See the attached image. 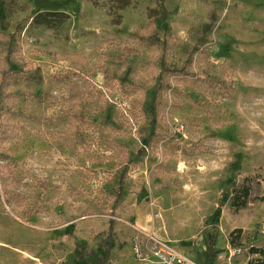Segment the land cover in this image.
<instances>
[{
    "label": "rangeland",
    "instance_id": "374dc122",
    "mask_svg": "<svg viewBox=\"0 0 264 264\" xmlns=\"http://www.w3.org/2000/svg\"><path fill=\"white\" fill-rule=\"evenodd\" d=\"M48 11L70 17L58 27L35 21ZM212 15L204 36L211 51L195 53L194 66L214 63L231 77L227 93L182 85L160 68L164 52L172 61L185 55ZM155 20L167 50L142 47ZM13 34L22 62L40 68L41 89L21 99V127L8 136L22 178L7 186L0 179V264H100L112 219L116 248L104 264H165L152 237L197 264H246L247 255L230 259V250L259 245L264 219V0H0V39ZM124 43L141 49L130 63L140 79L122 88L103 61L117 60ZM159 79L164 92L156 95ZM136 104L160 112L140 157L149 127L138 128L149 114L132 131L119 128ZM107 121L115 126L100 131ZM126 166L125 197L113 209L110 193ZM243 185L248 202L236 208ZM233 223L239 236L229 232ZM210 235L222 252L206 263Z\"/></svg>",
    "mask_w": 264,
    "mask_h": 264
},
{
    "label": "trees",
    "instance_id": "16d2710c",
    "mask_svg": "<svg viewBox=\"0 0 264 264\" xmlns=\"http://www.w3.org/2000/svg\"><path fill=\"white\" fill-rule=\"evenodd\" d=\"M49 16H56V21L50 20ZM70 15L64 11H48V12H40L36 15L35 21L37 23L46 24L53 27H58L62 25ZM155 19V18H154ZM215 15H212L211 22L207 24L206 29L204 30V34L195 42L192 43L187 49L185 55H181L180 58L172 61L169 59L170 55L164 52L160 58V68L162 73L175 74L181 77L179 80L183 85V83L193 82L199 88L204 89L205 91L209 90L210 87H219L223 90H226L225 93L228 92L231 84V77L223 76L218 71H214L216 68L215 64L209 60L204 61L201 68L195 69L197 61L194 58L195 53L199 56H204L206 54L209 55L211 51V46L205 44V34L208 31H211L215 24ZM157 21L151 23L150 29L146 33V37L142 39V47H154L155 45H159L163 48L167 47V41L161 40L158 34H155ZM1 40V39H0ZM3 43L0 45V162L3 158H6L8 162L5 165L0 164V179L4 181V186L8 184L12 185V183H17L22 178L19 170L13 165L14 161L11 159L10 155L7 153L8 148L7 141L8 136L12 132L18 130L21 127L22 121L18 115V107L22 98L26 100H31L34 98V89L40 90L41 84V73L40 68L31 62V64L27 65V63H23L21 58L19 57V53L22 52L21 46L18 44V40L16 35L13 34L10 37L1 40ZM175 40L172 41L174 44ZM117 41L115 39H109L106 41V44L111 45L115 44ZM188 43L185 45L187 46ZM141 55V49L138 45L135 44H121L119 45V53L117 60L115 61H103V65H105V74L110 76L111 72H116L113 78H116L118 86L124 88L127 85H137L138 80L140 79L137 71L130 67L131 60L135 56ZM232 71H230V76L232 75ZM33 80L36 81L34 86H29L28 81ZM170 81H167L169 84ZM137 89L141 88L142 85H139ZM163 80L159 79L156 87V95L159 93H163ZM135 87V86H134ZM110 102H108V110L110 109ZM154 109L146 107L145 105H140L135 107H131L130 117L126 118L123 124L119 125V128L122 126L130 128L129 130H133V125L139 124L137 121L140 115L149 114L148 124L140 125L138 128V132L142 128L149 127V133L141 137L144 138V143L139 147L136 152L135 157H140L145 154L148 148L151 145L152 140V132L156 125V117L160 112L155 111L158 108V105H153ZM151 111V112H150ZM115 116L114 113H111V117ZM134 117L136 118L134 120ZM72 122L74 120L73 115H71ZM113 125L110 121L103 123L101 125V130L103 128H110ZM117 142V141H116ZM117 144H119L117 142ZM122 154L127 158L129 156L128 150L122 149ZM127 166L120 171L119 173V182L114 186V192L110 193L111 199L113 200V209H116L117 206L122 202L125 197L124 184L126 180L127 174ZM239 190L242 191L241 195H234L232 204L236 208H242L247 205L248 197L250 195L251 187L250 185H243ZM5 192V191H4ZM224 196L222 194L221 199ZM114 224L115 220L109 221V235L106 238V246L105 253L103 256L98 258V263L104 264L107 262L111 256V252L116 248L114 242ZM242 229L237 228L232 233L231 236H239ZM209 249L207 255L206 263L214 260L222 250H216L215 245L217 243V238L213 235L209 236ZM234 243V242H233ZM254 250V249H253Z\"/></svg>",
    "mask_w": 264,
    "mask_h": 264
},
{
    "label": "built area",
    "instance_id": "2783aa9c",
    "mask_svg": "<svg viewBox=\"0 0 264 264\" xmlns=\"http://www.w3.org/2000/svg\"><path fill=\"white\" fill-rule=\"evenodd\" d=\"M257 232L259 235V245L250 247L247 253L244 251L242 246L235 247L230 250V259L232 257L247 255L246 264H264V219L259 223ZM155 241V250L154 254L160 258L165 264H197L194 261L187 258L184 254L177 252L176 250L167 247V245L156 237H152ZM135 251L137 255L141 256L140 243H135ZM254 249V250H253Z\"/></svg>",
    "mask_w": 264,
    "mask_h": 264
},
{
    "label": "crops",
    "instance_id": "0c3cea01",
    "mask_svg": "<svg viewBox=\"0 0 264 264\" xmlns=\"http://www.w3.org/2000/svg\"><path fill=\"white\" fill-rule=\"evenodd\" d=\"M228 210H229V206H225L224 208H222L221 210H220V221L222 220V216H223V214L224 213H226V212H228ZM235 223H233V224H230V227H233V228H231L230 230H229V232H231L233 229H235V228H239L240 226H238V225H234ZM221 227V226H220ZM228 231V230H227ZM226 231V232H227ZM221 232V231H220ZM260 241V240H259Z\"/></svg>",
    "mask_w": 264,
    "mask_h": 264
},
{
    "label": "bare ground",
    "instance_id": "6f19581e",
    "mask_svg": "<svg viewBox=\"0 0 264 264\" xmlns=\"http://www.w3.org/2000/svg\"><path fill=\"white\" fill-rule=\"evenodd\" d=\"M236 247H238V246H236ZM235 248V247H234ZM221 257H223V256H221Z\"/></svg>",
    "mask_w": 264,
    "mask_h": 264
}]
</instances>
